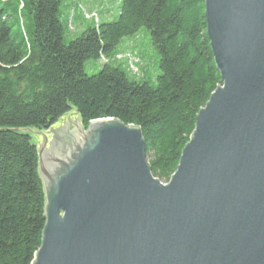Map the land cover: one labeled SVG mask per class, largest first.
I'll return each instance as SVG.
<instances>
[{"label":"water","instance_id":"95a60500","mask_svg":"<svg viewBox=\"0 0 264 264\" xmlns=\"http://www.w3.org/2000/svg\"><path fill=\"white\" fill-rule=\"evenodd\" d=\"M205 20L222 84L169 182L118 119L22 130L45 193L34 264H264V0H205Z\"/></svg>","mask_w":264,"mask_h":264},{"label":"trees","instance_id":"16d2710c","mask_svg":"<svg viewBox=\"0 0 264 264\" xmlns=\"http://www.w3.org/2000/svg\"><path fill=\"white\" fill-rule=\"evenodd\" d=\"M62 4L0 0V264H34L45 225L38 150L22 130H48L72 112L85 127L107 118L140 127L152 173L167 183L197 114L222 84L205 0H120L117 19L106 23L82 9L62 20ZM142 30L158 55L156 82L140 52H130L131 63L119 48ZM90 60L103 61L93 75L84 68Z\"/></svg>","mask_w":264,"mask_h":264},{"label":"rangeland","instance_id":"374dc122","mask_svg":"<svg viewBox=\"0 0 264 264\" xmlns=\"http://www.w3.org/2000/svg\"><path fill=\"white\" fill-rule=\"evenodd\" d=\"M72 1L79 6V10L82 9L81 11L84 12L88 20L94 19L96 23L114 22L119 15L120 0ZM79 10L76 9L74 13L73 5L70 3V0H63L60 11L61 19L66 20L69 17L71 21L79 14ZM70 26V30L72 32L77 31V27H75L73 23L72 25L70 24ZM75 36L76 35L70 37L66 34V40H70ZM119 48L122 52H126L125 56L129 58L131 63L137 62V59L134 58L133 55H130V52L136 50L137 52H140L147 68V80L156 82V77L159 74L158 55L155 48L150 43L149 34L145 30L140 31L134 38L124 39ZM102 63L103 61H86L84 66L86 74L93 75L99 72L102 67ZM132 69L136 72V69Z\"/></svg>","mask_w":264,"mask_h":264}]
</instances>
